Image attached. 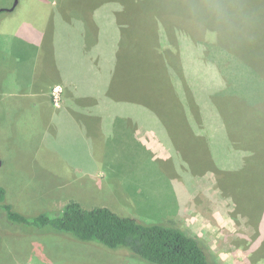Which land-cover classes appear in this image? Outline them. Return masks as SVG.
I'll return each instance as SVG.
<instances>
[{"label":"rangeland","instance_id":"rangeland-1","mask_svg":"<svg viewBox=\"0 0 264 264\" xmlns=\"http://www.w3.org/2000/svg\"><path fill=\"white\" fill-rule=\"evenodd\" d=\"M101 1L86 0L85 10H74L69 0H18L13 11L0 13V91L4 94L0 100V185L6 191L5 202L25 215L58 210L74 199L85 208L106 206L144 224L172 220L200 238L217 264H264V119L253 122L246 132L247 123L239 115L232 117L242 96L264 118V84L234 83L241 69L238 75L232 72V77L220 69L211 72L214 82L203 93L208 101L214 100V110L211 104L204 106L213 114L212 120L218 124L222 118L221 143L226 145L224 137L231 132L237 149L227 146L231 151L223 148L210 153L192 137L187 147L177 149L164 125L150 121L159 115L168 130H178L183 124L181 108L167 83L168 73L147 52L154 42V25L130 21L121 30L113 21L115 11H120L116 2L92 5L97 6L93 17L98 24L99 59L114 52L124 38L127 69L122 84L126 92L117 86L118 72L111 97L122 92L130 110L132 89H138L139 112L145 119L102 120L100 130L89 131L94 137L90 149L80 127L68 124L45 129L41 108L34 105L31 92L41 90L43 72L62 64L72 51L70 31L62 24L71 28L68 22H76L80 13L76 23L81 26L88 6ZM12 2L0 0V9ZM50 26L55 31L46 36L45 46H37L40 33ZM138 37L141 48H131ZM178 46L190 55L182 43ZM163 49L178 52L167 43ZM131 58L137 63L140 87L131 77ZM57 84L49 87V97ZM237 88L240 91L234 92ZM18 92L25 97H16ZM225 92L230 96L225 97ZM185 97L190 102L188 94ZM102 106L97 110H105ZM245 144L255 146L243 164L240 151ZM251 220L256 221L258 234ZM20 226L8 223L0 211V264H149L123 248H100L64 234Z\"/></svg>","mask_w":264,"mask_h":264},{"label":"trees","instance_id":"trees-1","mask_svg":"<svg viewBox=\"0 0 264 264\" xmlns=\"http://www.w3.org/2000/svg\"><path fill=\"white\" fill-rule=\"evenodd\" d=\"M69 1H72L74 10H85L83 2L86 0ZM112 2L119 5L120 11H115L113 21L121 30H124L125 24L130 21L137 23L145 20L154 25V42L149 45L147 52H151L155 64H160L169 74L166 76L167 83L181 108L183 124L178 130L169 129L171 133L166 127L168 123L159 115L151 117L150 121L155 119L164 125L168 138L177 149L187 147L191 137L200 141V145L209 150L208 152L223 148L231 151L227 146L237 149L239 145L236 136L231 132H226L224 137L226 145L221 143L218 132L222 118L218 124L212 120L213 114L207 112L205 107L211 104L214 110L211 103L214 100L208 101L203 97V93L206 87L214 82L210 73L219 69L229 73L230 77L233 76L232 72L238 75L241 69V75L235 77L234 83L264 84V0H102L99 4L89 5L83 15L97 35L98 24L93 17V11L99 5ZM126 13L127 17L124 19ZM76 17H80V13ZM123 39L121 38L118 42L120 45L116 48L119 52L115 49L111 54L108 53V57L103 58L107 64H112L106 87L108 100L111 99L113 105L104 104L102 108L105 110L100 108L99 112H120L124 108L139 122L145 118L139 112L136 94L138 89H132L135 96L130 110L124 98L126 95L122 92L121 95L111 97V87L118 72L120 77L116 80L117 86L124 89V94L126 92L122 84V81H125L123 73L125 75L127 69L126 54L122 53ZM164 43L173 46L178 52L163 49ZM178 43H182L189 56L184 53L186 51L181 52ZM138 46L141 48L139 37L131 48L136 49ZM188 57L190 60H187ZM131 59L134 62L130 67L131 77L138 85L137 63ZM98 62H101L99 58ZM235 91L240 90L237 88ZM185 93L190 97V102ZM223 95L230 96L227 92ZM241 97L238 99L237 112L232 117L239 115V120L249 126L246 132H250L252 123L264 118L255 112L252 101L242 100ZM191 105H194V108ZM254 146L245 144L241 147V163L244 164L249 159V154L254 152ZM5 192V188L0 185V211L5 214L8 223H15L19 227L24 225L27 230L64 234L65 237L81 242L95 243L100 248H123L149 264H217L200 238L190 235L172 220L144 224L134 218L119 215L106 206L85 208L74 199L65 202L58 210L43 209L25 215L14 209L12 204L5 202ZM251 221L255 229L257 228L255 233L258 234L256 221Z\"/></svg>","mask_w":264,"mask_h":264},{"label":"crops","instance_id":"crops-1","mask_svg":"<svg viewBox=\"0 0 264 264\" xmlns=\"http://www.w3.org/2000/svg\"><path fill=\"white\" fill-rule=\"evenodd\" d=\"M79 19L80 17H76V22ZM76 22H68V26L71 28L62 24V28L70 31L69 36L72 40L69 37L68 41L72 43L71 53L67 55L64 64L51 67L43 72V87L39 91L31 92V94L36 99L34 105L38 103L41 108L46 130L53 126L60 128L68 124L76 129L80 127L84 136L90 141V149L94 144V137L90 136L89 131L94 128L100 130L103 127L102 120L107 118L128 120L131 115L124 108L120 112L114 113L97 110L98 105L112 104V100L110 98L111 101L108 100L106 87L112 71V64H107L104 59L100 63L98 62L99 47L95 43L97 37L92 25L88 24V19L83 18V26ZM51 30L52 32L55 31L53 26L40 33L36 41L37 46H42ZM43 46L45 45L43 44ZM44 50H42V55ZM55 83L61 84L64 89L61 103L58 106H55L49 97V87ZM3 95L0 91V100H2ZM25 95L23 92L15 94L19 98H23Z\"/></svg>","mask_w":264,"mask_h":264},{"label":"built area","instance_id":"built-area-1","mask_svg":"<svg viewBox=\"0 0 264 264\" xmlns=\"http://www.w3.org/2000/svg\"><path fill=\"white\" fill-rule=\"evenodd\" d=\"M62 87L61 85L57 84L52 88L51 95V101L55 106L60 105L61 99H62Z\"/></svg>","mask_w":264,"mask_h":264},{"label":"water","instance_id":"water-1","mask_svg":"<svg viewBox=\"0 0 264 264\" xmlns=\"http://www.w3.org/2000/svg\"><path fill=\"white\" fill-rule=\"evenodd\" d=\"M17 3H18V0H13L12 5L10 7L1 8L0 12H2V11H8V12L12 11L15 8V6L17 5Z\"/></svg>","mask_w":264,"mask_h":264}]
</instances>
